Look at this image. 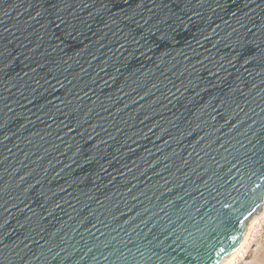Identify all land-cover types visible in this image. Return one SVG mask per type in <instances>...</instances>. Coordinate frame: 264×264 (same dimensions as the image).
Instances as JSON below:
<instances>
[{
    "label": "water",
    "instance_id": "1",
    "mask_svg": "<svg viewBox=\"0 0 264 264\" xmlns=\"http://www.w3.org/2000/svg\"><path fill=\"white\" fill-rule=\"evenodd\" d=\"M262 196L264 0H0V264H219Z\"/></svg>",
    "mask_w": 264,
    "mask_h": 264
},
{
    "label": "bare ground",
    "instance_id": "2",
    "mask_svg": "<svg viewBox=\"0 0 264 264\" xmlns=\"http://www.w3.org/2000/svg\"><path fill=\"white\" fill-rule=\"evenodd\" d=\"M262 215H264V205L260 214L255 217L252 225L248 227L247 234L244 236L242 243H239L238 246L235 248L236 250L232 251L230 255H227L219 264H237L241 260H246V253L249 248V240L251 237L250 235L253 231V229L251 228H254L257 219H259V217Z\"/></svg>",
    "mask_w": 264,
    "mask_h": 264
},
{
    "label": "rangeland",
    "instance_id": "3",
    "mask_svg": "<svg viewBox=\"0 0 264 264\" xmlns=\"http://www.w3.org/2000/svg\"><path fill=\"white\" fill-rule=\"evenodd\" d=\"M256 216L257 215L253 216L250 219V221L248 222V225H247V229H248V227H250V225H252V223H253V221H254V219H255ZM251 229H253V228H251ZM252 242L253 243L248 248V252H247V255H246V260H241L237 264H252L253 258L256 255H258V253H259L262 245H264V235L255 237V239L252 240ZM255 246H258L257 249H255Z\"/></svg>",
    "mask_w": 264,
    "mask_h": 264
},
{
    "label": "snow or ice",
    "instance_id": "4",
    "mask_svg": "<svg viewBox=\"0 0 264 264\" xmlns=\"http://www.w3.org/2000/svg\"><path fill=\"white\" fill-rule=\"evenodd\" d=\"M262 200H264V196L261 197ZM258 205H253L250 210L247 211L246 215L243 216V219L239 221L241 224V229L239 232V235L233 238V244H236L238 246L239 243H242L244 236L247 234V229L244 225V221L248 220L256 211V208ZM236 249L230 248L228 252H226V255H230L232 251H235ZM221 251H224V249H221Z\"/></svg>",
    "mask_w": 264,
    "mask_h": 264
},
{
    "label": "built area",
    "instance_id": "5",
    "mask_svg": "<svg viewBox=\"0 0 264 264\" xmlns=\"http://www.w3.org/2000/svg\"><path fill=\"white\" fill-rule=\"evenodd\" d=\"M264 235V215L260 216L259 219H257L255 226L253 228V231L251 233V237L249 240V247L253 243L252 240L255 239L257 236ZM258 246H255V249H257ZM248 252V251H247ZM247 255V253H246Z\"/></svg>",
    "mask_w": 264,
    "mask_h": 264
},
{
    "label": "crops",
    "instance_id": "6",
    "mask_svg": "<svg viewBox=\"0 0 264 264\" xmlns=\"http://www.w3.org/2000/svg\"><path fill=\"white\" fill-rule=\"evenodd\" d=\"M252 264H264V245H262L258 255L253 258Z\"/></svg>",
    "mask_w": 264,
    "mask_h": 264
}]
</instances>
